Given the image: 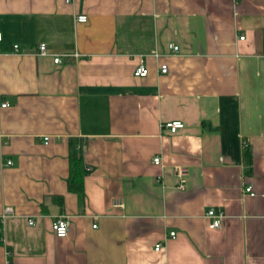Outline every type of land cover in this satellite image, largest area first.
<instances>
[{"label":"crops","instance_id":"crops-1","mask_svg":"<svg viewBox=\"0 0 264 264\" xmlns=\"http://www.w3.org/2000/svg\"><path fill=\"white\" fill-rule=\"evenodd\" d=\"M0 35V264H264V0H0Z\"/></svg>","mask_w":264,"mask_h":264},{"label":"built area","instance_id":"built-area-1","mask_svg":"<svg viewBox=\"0 0 264 264\" xmlns=\"http://www.w3.org/2000/svg\"><path fill=\"white\" fill-rule=\"evenodd\" d=\"M71 0H66V2H70ZM76 22L77 23H85L87 20V17L85 15H80L76 17ZM0 39H1V35H0ZM244 37L240 36L239 40H243ZM17 46H14V49H16ZM172 52H177L178 47L176 46H172L171 47ZM37 55L38 56H46L47 55V48L46 45L44 43L39 44L38 46V51H37ZM157 57V56H156ZM53 62L55 64L60 62V57L59 56H55L53 58ZM158 72L160 75H165L168 73V66L166 64H160L158 65ZM134 76L135 77H146L148 75V70L147 68L140 63L135 71H134ZM7 106L6 103L1 104L2 108H5ZM184 125L183 123H181L180 121H172V122H168L165 123L163 125H161V130H163L165 133L169 134V135H174L176 132H178L179 130L183 129ZM49 138L45 137L44 138V142H48ZM160 159L158 157H155L153 159V163L158 165L159 164ZM7 166L12 165L11 161H7L6 162ZM174 176L176 178V189L178 191H184L185 190V186H186V177H187V170L185 168H175L174 169ZM244 191L246 194H248L249 196L253 197L255 194L252 191V187L251 186H246L244 188ZM14 213V209L12 207H5L0 215V223L9 215H12ZM224 213L222 211H216L215 209H209L205 215H204V219L207 221V227L209 229H218L221 227V222L224 219ZM29 225H34V221L29 220L28 221ZM69 218L66 216H61L58 219H56L55 221L52 222L51 224V231L53 232V234L55 235V237L57 238H64L67 236L68 232H69ZM95 228V225L93 226ZM1 229V228H0ZM169 238H174L175 237V233L171 232L168 234ZM162 245L160 243H157L154 247L155 251H159L161 250ZM10 264V263H7Z\"/></svg>","mask_w":264,"mask_h":264},{"label":"trees","instance_id":"trees-1","mask_svg":"<svg viewBox=\"0 0 264 264\" xmlns=\"http://www.w3.org/2000/svg\"><path fill=\"white\" fill-rule=\"evenodd\" d=\"M264 50V40H263ZM243 163L247 168V173L251 165V150L245 146L242 152ZM84 164L80 146L75 139L68 140V177L66 179L67 190L72 194L82 196L84 193ZM1 228V226H0ZM1 238V229H0Z\"/></svg>","mask_w":264,"mask_h":264}]
</instances>
